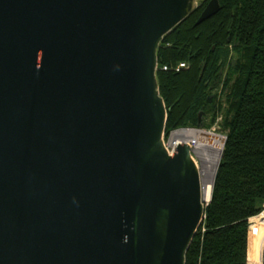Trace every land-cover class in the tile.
I'll return each mask as SVG.
<instances>
[{"label": "water", "instance_id": "water-1", "mask_svg": "<svg viewBox=\"0 0 264 264\" xmlns=\"http://www.w3.org/2000/svg\"><path fill=\"white\" fill-rule=\"evenodd\" d=\"M199 1L0 0V264H186L211 199L157 54Z\"/></svg>", "mask_w": 264, "mask_h": 264}, {"label": "trees", "instance_id": "trees-1", "mask_svg": "<svg viewBox=\"0 0 264 264\" xmlns=\"http://www.w3.org/2000/svg\"><path fill=\"white\" fill-rule=\"evenodd\" d=\"M210 1L166 35L157 54L160 69L190 67L157 72L166 132L197 127L203 112L204 128L222 115L226 133L212 198L186 264H264V241L257 258L264 230L251 242L249 235V221L264 205V0H218L221 11L197 26ZM230 52L238 58L229 63ZM221 83L228 91L225 109L214 93Z\"/></svg>", "mask_w": 264, "mask_h": 264}, {"label": "built area", "instance_id": "built-area-1", "mask_svg": "<svg viewBox=\"0 0 264 264\" xmlns=\"http://www.w3.org/2000/svg\"><path fill=\"white\" fill-rule=\"evenodd\" d=\"M189 68L187 63H180L175 67H164L163 69H160L158 65L157 72L159 70L181 72ZM220 121L222 122V117L218 119L213 129L181 127L166 132L165 128L162 143L166 152L169 156H173L179 142L182 141L190 149L191 158L200 172L201 180L206 169H210L215 176L226 142V135L222 133L221 126H218ZM261 230H264V205L260 214L249 221L250 240L253 236L260 234Z\"/></svg>", "mask_w": 264, "mask_h": 264}, {"label": "rangeland", "instance_id": "rangeland-1", "mask_svg": "<svg viewBox=\"0 0 264 264\" xmlns=\"http://www.w3.org/2000/svg\"><path fill=\"white\" fill-rule=\"evenodd\" d=\"M205 1L206 0H200L199 3H198V5L199 6L202 5ZM237 58H238V56L236 54L230 52V55L228 56V59L227 60L230 63V62H234ZM223 84L224 83H221L220 84V87L214 93H217L218 94V98H219V101H220L219 103L222 104L223 105L222 107L225 109V108H227V102H226V99L227 98L226 97L228 95V91H226V92L224 91ZM221 117H222V115H219L218 118H216L215 124L211 128H209V129H213L215 127L218 119L221 118ZM222 120H223V117H222ZM221 123L222 122L220 121L218 123V126H221ZM222 133L224 135H226V133L224 131H222ZM251 240H252V238H251ZM251 240H250V242H251ZM249 247H250V243H249Z\"/></svg>", "mask_w": 264, "mask_h": 264}, {"label": "bare ground", "instance_id": "bare-ground-1", "mask_svg": "<svg viewBox=\"0 0 264 264\" xmlns=\"http://www.w3.org/2000/svg\"><path fill=\"white\" fill-rule=\"evenodd\" d=\"M214 175L210 169L204 171L202 177L203 184V200L209 202L212 196V185H213Z\"/></svg>", "mask_w": 264, "mask_h": 264}, {"label": "crops", "instance_id": "crops-1", "mask_svg": "<svg viewBox=\"0 0 264 264\" xmlns=\"http://www.w3.org/2000/svg\"><path fill=\"white\" fill-rule=\"evenodd\" d=\"M263 241H264V238L259 246V249H258V254H257V258H258V261H259V254H260V250H261V247H262V244H263ZM264 251V249H263ZM248 261H249V257H248ZM262 263H263V252H262Z\"/></svg>", "mask_w": 264, "mask_h": 264}, {"label": "flooded vegetation", "instance_id": "flooded-vegetation-1", "mask_svg": "<svg viewBox=\"0 0 264 264\" xmlns=\"http://www.w3.org/2000/svg\"><path fill=\"white\" fill-rule=\"evenodd\" d=\"M213 95H215V94H213Z\"/></svg>", "mask_w": 264, "mask_h": 264}]
</instances>
